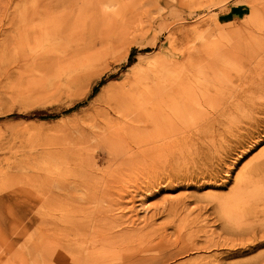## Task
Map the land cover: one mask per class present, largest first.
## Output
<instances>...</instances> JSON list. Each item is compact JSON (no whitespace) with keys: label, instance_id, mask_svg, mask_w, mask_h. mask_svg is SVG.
I'll return each mask as SVG.
<instances>
[{"label":"rangeland","instance_id":"1","mask_svg":"<svg viewBox=\"0 0 264 264\" xmlns=\"http://www.w3.org/2000/svg\"><path fill=\"white\" fill-rule=\"evenodd\" d=\"M48 6L88 21L77 45L39 42ZM136 73L167 115L99 149L102 86ZM262 165L264 0H0V264H264Z\"/></svg>","mask_w":264,"mask_h":264},{"label":"bare ground","instance_id":"2","mask_svg":"<svg viewBox=\"0 0 264 264\" xmlns=\"http://www.w3.org/2000/svg\"><path fill=\"white\" fill-rule=\"evenodd\" d=\"M51 2H53V0H51ZM43 9L44 10L39 9L38 10L39 13H36V12H34V11L31 10L32 11V14H30V16L27 15L26 17H28L29 19L31 18L30 19L31 20L30 23H33L34 21H38V20H40L42 18L43 19L46 18V24L45 25L40 26V27H36L35 25H33V29L35 30L36 28H39V29L41 28L40 31H38V33H36V32L39 29H37L36 32H34V33L37 35V39L39 40V42L41 41V42L45 43L48 46V52H53L52 50H55L56 48L63 49L65 47L75 46V45H77L78 42H80V40L82 39L83 35L86 32V28H88V26H87L88 25V21H85L84 17L81 16L80 18H77L75 12L72 11V10H70L69 8L62 9V10H60L58 12H56L55 9H53L52 7H49V6L48 7H44ZM17 38H19V37H17ZM12 39H13V37H12ZM34 41H36L35 38H34ZM52 57L53 56L51 54H49V57H47V58H44L43 57V60L41 58L40 59L42 61H44V60H48V59L50 60ZM67 68L68 69H64V71L62 72L61 78H59L58 80H56L57 81L56 83H58V84L57 85L54 84V86L55 85L56 86L55 87L53 86L54 88H52L53 91H54V93H55V95H58L59 96V95H63V94H70V91H71V89L73 87L77 86L78 83H81L82 81H84V79L86 80V72L84 71L85 69H83L84 67L82 65L81 66H77V67L70 66V67H67ZM183 78L182 77H179V80L180 79L181 80L179 81L178 84L175 85V89L176 90L182 89L180 85H182L183 82H184L183 81ZM148 79L149 78L146 77V74H144V73H142V74L136 73V74H132V76L129 77L127 80H124L123 79V81H121V82L120 81H116V80L115 81H110V82H108V83H106L105 85L102 86L101 91L103 93L104 92H108V91L110 92L112 90L113 91L115 90V92H113V94L111 93L112 95L108 94L109 97L106 96L107 98L105 99L106 101H104L105 102L104 103V108H103V110H101L102 113H98V114H96V117L95 118H91V120L89 119L88 121H86V122H88L87 125L89 124L88 127L89 126L91 127V128L89 127L91 131L93 130L92 128H96V129L98 128V130L99 129H102L103 131H106L107 132L106 135H105L104 132H102L104 135L99 139L98 136H96L97 135V132L94 134L93 133L94 130H93V132L90 131V133L93 135L92 136L93 137L92 139H94L95 141H97L96 143L99 146V149L101 147L104 148V146H108V148H109V146H111V145L115 146V145H117V144H119L121 142H124V141L126 142V139H128V138L131 141H133V139L135 138V136H137V134L143 133V131H145L146 128H150V130H151L153 127H155L158 124L159 121H161L162 119H164V117L167 115L166 114V112H167L166 99H167V94L169 95L171 93V91H167V92H164L163 93L164 89L166 90V87L167 86L166 87H163V86L160 85L161 79H160V82H157V86H155V87L151 86L147 82ZM169 84H171V82H169ZM96 96L97 95H95V97ZM102 104H103V101L101 102V105ZM101 111H99V112H101ZM109 112L112 113V115H113L111 118L108 117ZM83 124L85 125L86 123H83ZM83 124H82V126H83ZM84 127L86 128V126H84ZM89 128H87V129H89ZM98 130H96V131H98ZM82 132H84V131H82ZM84 133H82V134H84ZM91 134L89 136H91ZM98 135H100V134H98ZM80 136L82 137V135H80ZM82 138H85V136L82 137ZM141 139L143 140V138H141ZM141 139L139 137V140H141ZM143 142H145V141L143 140ZM122 144L125 145L127 143H125V144L122 143ZM131 144L132 143H130V145ZM120 146L121 145H119V147ZM119 147L117 146V148H119ZM121 147H123V146H121ZM141 155H142V152H141ZM46 156H49L50 157V155H46ZM49 165H50V163H48L46 161L43 166H44V168L46 170H49L48 169L49 168ZM69 166H70V164H69ZM261 167H262V169H264V165H262ZM73 170H72V172H73ZM81 172H82V170H81ZM247 182H249V180H247ZM245 183H246V180H245ZM150 188H152V187H150ZM112 198H113V196H112ZM261 200H262L261 198H258L256 200L255 204L258 205ZM262 203H264V202H262ZM118 207H120V206L118 205ZM130 209H132V208H130ZM105 211L108 213L109 210L106 209ZM122 211H124V210H122ZM119 218H120V216H119ZM103 219H104V217H103ZM122 219H123V217H122ZM110 220H111V223L113 224V226L115 225L114 228L117 227V226L120 227L119 224L121 222H119L118 219L113 220V219L110 218ZM108 224H110V222ZM126 224H128V221H127ZM98 228H100V227H98ZM98 228H97V230H98ZM144 229H145L144 226L143 227L142 226L141 227H137V226L134 225L133 222H131V225L128 228L125 227L124 231H122L121 236L122 237H125L126 239L129 240V239H131L130 237H133L136 234H139ZM162 232H164V231H162ZM110 235L111 234H109V236ZM160 237L161 236H159V238ZM164 237H166V236H164ZM99 241H101V240H99ZM104 244H102V245H104ZM113 244H114V242H113ZM97 245L100 246L101 244H97ZM104 247L105 246H102V247H100L98 249L101 250V251H103L104 250ZM120 251H122V250H120ZM97 253H99V251ZM104 254L106 255V253H104ZM104 254H103V256H104ZM145 254H148L147 251L145 252ZM99 255H101V252L99 253ZM113 259H114V257H113ZM104 260H106V259H104ZM126 261H128V260H126ZM108 262H109V259H108Z\"/></svg>","mask_w":264,"mask_h":264},{"label":"trees","instance_id":"3","mask_svg":"<svg viewBox=\"0 0 264 264\" xmlns=\"http://www.w3.org/2000/svg\"><path fill=\"white\" fill-rule=\"evenodd\" d=\"M130 65H131V62L128 63V66H130Z\"/></svg>","mask_w":264,"mask_h":264}]
</instances>
